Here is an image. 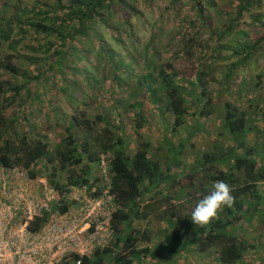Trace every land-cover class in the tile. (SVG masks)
Listing matches in <instances>:
<instances>
[{
	"label": "trees",
	"instance_id": "1",
	"mask_svg": "<svg viewBox=\"0 0 264 264\" xmlns=\"http://www.w3.org/2000/svg\"><path fill=\"white\" fill-rule=\"evenodd\" d=\"M140 1L36 0L38 5L18 1L3 6L0 42L7 43L13 54L0 63V70L6 73L0 74V169L20 168L33 179L39 174L35 167L49 171L48 184L59 198L31 221L29 231L33 234L39 233L52 216L80 209L82 204L69 198L72 190L84 191L94 200L102 198L107 190L113 197V236L109 244L91 257L74 255L62 264H169L173 261L169 257L182 256L187 261L194 251L214 255L219 264H247L246 256L259 245L249 243L241 232L255 224L264 227V99H253L256 107L250 112L226 101L220 114L224 140L205 148L197 160L185 165L181 156L202 130L201 117L211 116L216 110L208 73L200 69L201 54L193 61L192 43H182L184 56L193 61L190 69H178L170 62L161 64L156 52L150 55V43L141 52L133 49L131 53L136 56L129 64L116 59V47L125 43L122 39H136L132 19L141 17L137 7ZM142 1L154 7L159 0ZM179 4L180 0H171L163 11L178 13ZM192 4L206 26L219 13L213 0H192ZM232 6H236V17L228 18L222 31L212 33L213 37L218 35L219 42L234 34L246 13L263 9L264 0H232L228 8ZM254 19L252 40H237L231 57H222L221 51L228 49L227 45H213L219 59L226 62L219 98L231 95L238 87L241 92L251 88L246 80L249 72L242 80L239 73L264 54V16L256 15ZM209 44L202 43L200 52L210 49ZM20 45L26 46L30 54L21 55ZM95 53L100 68L82 69L84 63L92 65ZM20 58L33 69L23 71L17 67L13 62ZM98 74L103 82L110 78L120 91L136 82L128 97L130 103L122 104L124 98H116L112 110L120 114L122 109H133L137 132L148 122L140 94L165 105L173 118L171 131L176 135L192 119L188 137L178 147H171L170 162L165 167L151 158L153 143L149 140L141 141L134 154L128 152L123 125L115 124V113L113 119L81 108L83 102L93 104L97 100ZM259 78H264V72ZM63 102L70 112L69 118H62L67 119L65 125L57 122L62 120ZM60 126L63 133L54 144L49 132ZM251 135L254 142H249ZM102 164L105 174L100 170ZM220 180L231 185L233 206L222 207L208 225H194L191 209L209 191L206 185ZM192 192L202 196H192ZM152 216L162 217L167 225L166 241L151 244L148 234L138 228L140 222Z\"/></svg>",
	"mask_w": 264,
	"mask_h": 264
},
{
	"label": "rangeland",
	"instance_id": "2",
	"mask_svg": "<svg viewBox=\"0 0 264 264\" xmlns=\"http://www.w3.org/2000/svg\"><path fill=\"white\" fill-rule=\"evenodd\" d=\"M18 1L27 3L29 4L28 6L39 4L35 3L36 0H0V15L3 13L4 10L2 9L6 3L14 5L17 4ZM43 1L46 0H40V2ZM213 1L216 5L215 9H218L219 13L214 15L215 9H213L214 17L210 21V25L206 26V23L202 21L197 15V11L193 8L192 0H180L179 8L181 9L178 13L163 11L165 7L171 5V0H159L154 7H149L141 0L137 6L138 11L141 13V17L134 16L132 19L136 39H134V41L122 39L125 43L118 47H116L113 42H110L112 46H115L117 49L118 56L116 59L124 61L125 64H129L131 61L130 58L136 56L131 53L133 49H138V51L141 52L147 49L149 43L150 46H152L150 55L156 52L159 56L158 60H161V64L170 62L171 64H175L178 69H187L188 67V69H190L193 61L196 62L198 55L201 54L203 67L200 63V69L208 73V87L213 94L214 103H216L214 107L216 110L211 116L201 117V122H203L202 130L192 138L189 147L182 153L181 158L183 163L188 166L198 159L197 157L205 148L209 149L213 144L224 140L220 134L222 130L220 114H223L222 110L226 101H231L241 107V109L250 112V110L252 111L253 108L256 107V102H253V99H264V78H259V75L264 72V54L259 56L256 61H251V64L247 68L242 69L239 73L240 80H242V77L249 74V76H246V80L251 84L249 90L246 89L241 92L240 87H238L231 95H224L219 98L218 91L222 88L220 82L224 77L226 62L225 60L219 59V55L213 50V45H227L230 49H224L221 52L223 53L222 57L228 58L232 56L233 49L238 46L239 42H237V40H252V29H254L252 24L255 22L254 16H264V7L260 11H257V13H246L245 18L237 23L238 26L233 32L234 34L226 37L224 41L219 42L218 35L213 37L212 33L216 29H218L219 32L222 31L226 27L225 21H227L228 18L236 17V6L228 8L232 0ZM46 9L48 10L47 7ZM240 32L241 34H238ZM107 39L109 41L112 40L109 39V36ZM30 41L31 39H29L27 43ZM207 42H210L209 45L211 48L201 53L199 46ZM182 43L184 46L188 45V43L195 45L193 61L187 59L188 55L184 56L185 52H183ZM7 45V43L0 42V63L6 61L8 55L13 54L10 52L11 50ZM22 45L18 48L22 53L21 55H29L30 53L25 50L27 49L26 46ZM108 47L111 48V46ZM126 47H128L129 50H125ZM80 48H85V44ZM184 49H186V47ZM96 54L97 53L91 57V66L84 63L81 68L85 69L90 67L89 69H92V67L96 66L99 69L100 65L97 62ZM81 57L84 56L82 55ZM13 63L16 64L17 67L23 69V71H28L29 67H31V65L28 66L26 60L23 58L14 59ZM134 67L139 69V65ZM30 69H33V66ZM247 72L249 73L247 74ZM0 74L6 73L0 70ZM106 75L108 76V73ZM260 80L262 82H260ZM135 83L136 82L126 90L120 91L117 89V86L112 83L110 78L103 82L98 74V85L96 89L99 94L96 96L97 100L93 104L83 102L81 108L89 111L90 114L101 112L110 115L111 118L114 119V113L116 111L112 110V107L116 102V98H124L121 103H127L129 101V95L135 90ZM96 93L97 91L94 95H96ZM141 96L142 94L139 95V99L145 102L143 111L148 119L146 128L137 132V122L134 117V111L131 108L120 110V114L115 113L117 117V119H114L115 124L120 126L119 123H122L124 136L127 138V150L130 154L135 153L141 141L149 140L153 143V148L150 152L151 158L154 161L160 162L165 167L170 162L171 147H178L183 140L188 137V129L192 123V119H190L185 128L180 129V132L176 135L171 131L173 118L171 114L165 110V105H157L151 102L147 95ZM257 102L262 103V101ZM60 112L61 119L64 115L67 118L70 117V112L67 110L65 102L60 104ZM32 122H34V119H32ZM57 122L61 123V125H65L67 119H62L60 122ZM40 123H42V120L38 121V127L42 130L43 127ZM62 133V126L54 127L50 130L49 137L52 139V142L56 144ZM79 138L81 139L82 136H79ZM251 140H255L253 135L249 136V142ZM103 168H105L104 164L100 167L102 172ZM34 169L39 173L35 179H33L27 171L11 170L5 173L3 169H0V249H5V256L0 264L7 263L6 261L10 259L13 251L19 253L27 248L29 237L27 235L24 236L22 230L27 228L30 221L35 216L39 215L40 209L37 208L32 215L29 216V214H26L27 216H25L21 208L24 207V211H27L28 207L34 210V208H36L34 205L37 204L38 206L48 207L50 202L59 198L57 192L48 184L47 173L49 171L44 169L40 170L37 167ZM63 176H65V174ZM206 187L210 190L212 185H206ZM5 193L7 194L5 195ZM190 195L199 197L202 196V193L192 192ZM181 196L188 197V195L182 193ZM85 197H88V193L81 190H72L69 194L71 200H76L80 203V200ZM138 228L148 234L151 244L166 241L165 239L169 231L167 225L160 216H152L148 220L140 222ZM262 230H264V227L255 224L251 225L245 232H241V236L249 243H253L256 246L259 245L258 249H253V251L246 256L247 264H264V236L262 235ZM169 258L176 261L177 264H184V261L187 262V264H219L214 255H208V253L199 255L195 251L188 254L187 261L182 256H177L174 259L172 257ZM161 262L164 264L163 261ZM172 262H169V264ZM32 264L43 263L40 262L39 258L34 257Z\"/></svg>",
	"mask_w": 264,
	"mask_h": 264
},
{
	"label": "built area",
	"instance_id": "3",
	"mask_svg": "<svg viewBox=\"0 0 264 264\" xmlns=\"http://www.w3.org/2000/svg\"><path fill=\"white\" fill-rule=\"evenodd\" d=\"M11 170L26 171L20 168L4 171L6 173ZM105 173L106 170L103 168V174ZM80 201L82 204L80 209H74L65 215L52 216L37 234L29 231V224L22 230L24 236L29 237L27 248L19 253L13 251L7 263L1 264H32L34 257L39 258L43 264H62L74 255L91 257L97 249L105 248L113 236L111 228V219L115 210L113 197L107 190L100 199L85 197ZM50 203L48 207L34 205L36 207L34 210L30 207L27 211H24V207L21 209L25 216L26 214L30 216L39 208L40 212L37 216H40L43 210L49 209ZM4 252L5 249H0V262L5 256ZM77 264H81V261Z\"/></svg>",
	"mask_w": 264,
	"mask_h": 264
},
{
	"label": "clouds",
	"instance_id": "4",
	"mask_svg": "<svg viewBox=\"0 0 264 264\" xmlns=\"http://www.w3.org/2000/svg\"><path fill=\"white\" fill-rule=\"evenodd\" d=\"M234 201L231 185L223 180L215 181L207 194L191 209L190 220L194 225H208L222 207L230 208Z\"/></svg>",
	"mask_w": 264,
	"mask_h": 264
}]
</instances>
